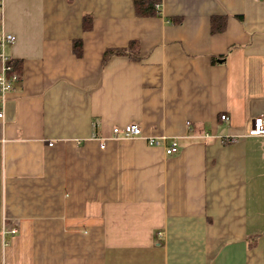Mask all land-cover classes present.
<instances>
[{
	"label": "crops",
	"instance_id": "crops-1",
	"mask_svg": "<svg viewBox=\"0 0 264 264\" xmlns=\"http://www.w3.org/2000/svg\"><path fill=\"white\" fill-rule=\"evenodd\" d=\"M158 10L3 0L22 74L0 100V264H264V0Z\"/></svg>",
	"mask_w": 264,
	"mask_h": 264
},
{
	"label": "built area",
	"instance_id": "built-area-1",
	"mask_svg": "<svg viewBox=\"0 0 264 264\" xmlns=\"http://www.w3.org/2000/svg\"><path fill=\"white\" fill-rule=\"evenodd\" d=\"M260 1V0H258ZM3 15V0H0V16ZM2 25V21L0 22ZM0 25V49H1V60L3 63V70L0 74V100H4L7 93L14 90L16 83L20 81V75L14 74L11 77L8 76V72L11 68L8 64L11 60L5 56L4 48L7 45H11L15 42V37L5 32L3 27ZM4 117V114L0 113V119ZM223 121H228L227 116H222ZM250 137L264 139V118L260 117L254 121L253 128L249 132ZM114 139H133L143 137L142 129L137 125H129L122 129L116 128L113 132ZM166 139L148 138V144L151 147L163 148L168 156H173L178 153V144L174 142L171 146L166 145ZM104 148V147H103ZM12 234H17V230H11Z\"/></svg>",
	"mask_w": 264,
	"mask_h": 264
},
{
	"label": "trees",
	"instance_id": "trees-1",
	"mask_svg": "<svg viewBox=\"0 0 264 264\" xmlns=\"http://www.w3.org/2000/svg\"><path fill=\"white\" fill-rule=\"evenodd\" d=\"M163 0H135V11L139 18H152L159 15L158 7L162 5ZM91 28V20H84V30H89ZM218 30L216 25H213V32ZM223 30V28H222ZM75 52L78 57L82 55L81 44L77 42L75 45ZM110 54H116L121 56H129L133 59H138L139 51L136 44H131L127 50H117L110 51ZM11 71L8 72V76L11 77L14 74H22V66L17 62H11L8 64Z\"/></svg>",
	"mask_w": 264,
	"mask_h": 264
}]
</instances>
